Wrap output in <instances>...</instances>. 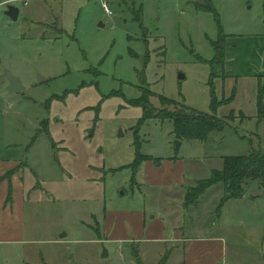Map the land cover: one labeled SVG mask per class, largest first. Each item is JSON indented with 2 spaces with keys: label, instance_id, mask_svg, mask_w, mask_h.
<instances>
[{
  "label": "rangeland",
  "instance_id": "1",
  "mask_svg": "<svg viewBox=\"0 0 264 264\" xmlns=\"http://www.w3.org/2000/svg\"><path fill=\"white\" fill-rule=\"evenodd\" d=\"M10 5L20 10L15 23L4 15ZM260 38L264 0H0V160L25 164L29 232L26 244L0 246V264H181L182 250L170 256L178 235L219 234L235 250L226 264H264L256 182L239 198L216 184L186 205L226 158L264 153L256 79H211L209 64L224 40L229 58L239 45L235 63L245 69ZM8 72L22 92L8 94ZM142 89L216 112L227 128L207 142L179 140L172 121H144L131 104ZM233 90L236 103L213 112Z\"/></svg>",
  "mask_w": 264,
  "mask_h": 264
},
{
  "label": "crops",
  "instance_id": "2",
  "mask_svg": "<svg viewBox=\"0 0 264 264\" xmlns=\"http://www.w3.org/2000/svg\"><path fill=\"white\" fill-rule=\"evenodd\" d=\"M252 41L253 44L251 43V49L249 50L250 53L246 57V65L243 70H241V68L235 63L236 57L239 56V45L237 44L236 50L232 54V58H229L232 49L228 50L226 48L225 76L230 79L234 78L236 82H238L241 78L256 79L257 95L254 98V103L257 113L255 116L257 117L259 111L258 92L260 85L264 83V71H262L264 70V38L252 39ZM230 68L231 74L229 73ZM237 99L238 97L236 96L232 103H236ZM251 99L253 101V97ZM262 103L264 107V97ZM238 105H240L239 108L234 109L233 111L236 110L239 114L244 115L245 105L242 103H238ZM250 108L252 109V105ZM24 165V163H17L10 160H0V246H18L26 244L29 241L25 240V238L28 237L29 232L26 226L27 210L23 197L26 192L23 186ZM8 175L11 176L9 180L6 179ZM144 175V179H146V181L148 179L152 186L159 185L157 180L153 181L154 179L152 177H147L148 174ZM11 187L13 188V194L12 201L9 202L8 197ZM15 202L17 203L15 204ZM107 225L108 226L105 227L106 235L112 230V226L109 221ZM230 239L229 234L226 236H221L220 234L211 235L206 238L200 236L196 239H187L183 235L182 237L178 235L177 238L173 240V242L178 246L172 247L174 250L172 252L170 251V256L172 253L182 250L184 256L181 264H226L225 260L227 259L228 261V257L230 255H235V250L232 249L230 245ZM159 241L164 240L159 239L157 242ZM262 256L264 258V255ZM232 258L234 260L233 264H239L236 257Z\"/></svg>",
  "mask_w": 264,
  "mask_h": 264
},
{
  "label": "trees",
  "instance_id": "3",
  "mask_svg": "<svg viewBox=\"0 0 264 264\" xmlns=\"http://www.w3.org/2000/svg\"><path fill=\"white\" fill-rule=\"evenodd\" d=\"M206 8L207 10L214 11L212 4L208 5ZM213 48L215 50V57L212 62H209L211 67V79L215 78L216 72L222 75L225 74L226 63L225 41L220 40L213 45ZM258 94L259 111L257 118L262 121L264 119V107L262 103L264 90L259 89ZM234 96L235 90H233L228 100H214L213 112L221 105L227 106L231 104ZM155 97L159 100L160 105L162 104V108L159 110L151 102V99ZM131 104L142 108L144 121L149 119L172 121L173 133L179 140L207 142L214 133L222 132L227 128V122L223 119H219L216 116V112L208 114L192 109L186 105L182 106L172 99L156 96L148 89H142V97ZM166 104L174 109L168 110L169 106L166 107ZM145 159H147V157L139 156L140 162ZM255 182L264 192V153L260 149L253 148L246 155L226 158L222 170L214 171L211 180L199 182L195 192L188 191L186 195V205H190L191 197L197 199V197L204 194L208 188L216 184H222L224 186L225 193L229 195V198H239L243 197L246 194L245 189ZM192 203H195V200Z\"/></svg>",
  "mask_w": 264,
  "mask_h": 264
},
{
  "label": "water",
  "instance_id": "4",
  "mask_svg": "<svg viewBox=\"0 0 264 264\" xmlns=\"http://www.w3.org/2000/svg\"><path fill=\"white\" fill-rule=\"evenodd\" d=\"M4 15L7 18H9L10 20H12V22L15 23L19 19L20 10L16 6L10 5V6L7 7V10L5 11ZM7 78H8V81H9V87L7 89V92H8L9 95L17 94L19 92H22L25 89V87L23 86L21 80L19 78H17L16 76H14L12 73L8 72L7 73ZM183 78H184L183 76H180L181 80ZM41 79L40 80L42 82L48 81V79H45V78H41ZM248 196H249V194H248ZM63 237H65V235H63L62 238ZM106 256H107V253L104 252V257H106Z\"/></svg>",
  "mask_w": 264,
  "mask_h": 264
},
{
  "label": "built area",
  "instance_id": "5",
  "mask_svg": "<svg viewBox=\"0 0 264 264\" xmlns=\"http://www.w3.org/2000/svg\"><path fill=\"white\" fill-rule=\"evenodd\" d=\"M103 8L106 13H108L109 15H113V12L109 9L108 5L105 2H103Z\"/></svg>",
  "mask_w": 264,
  "mask_h": 264
}]
</instances>
